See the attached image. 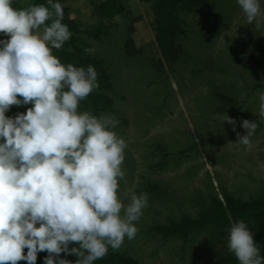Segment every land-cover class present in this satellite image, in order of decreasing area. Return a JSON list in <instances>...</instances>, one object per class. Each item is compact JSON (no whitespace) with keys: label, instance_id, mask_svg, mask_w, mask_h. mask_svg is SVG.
<instances>
[{"label":"rangeland","instance_id":"1","mask_svg":"<svg viewBox=\"0 0 264 264\" xmlns=\"http://www.w3.org/2000/svg\"><path fill=\"white\" fill-rule=\"evenodd\" d=\"M54 1L68 10L63 24L97 28L88 0ZM208 1L204 10L180 16L181 49L171 63L141 0H129L128 15L87 39L89 53L113 74V110L99 116L24 94L28 49L43 47L46 32L12 14L9 47L23 56L0 61L11 80L0 98V178L29 185L0 193L8 213L2 224L15 222L83 251L107 247L140 264H222L219 256L242 244L241 234L251 231L246 223L231 224L222 238L210 229L186 239L151 231L195 217L210 196L221 199V188L243 200L264 194V59L261 69L251 59L264 53V0ZM130 21L141 51L132 57L123 49ZM71 32L61 36L66 43ZM248 264H264V253Z\"/></svg>","mask_w":264,"mask_h":264},{"label":"trees","instance_id":"2","mask_svg":"<svg viewBox=\"0 0 264 264\" xmlns=\"http://www.w3.org/2000/svg\"><path fill=\"white\" fill-rule=\"evenodd\" d=\"M92 13L99 20L97 28L90 30L80 22H68L67 8L54 0H28L26 4L14 0L5 2L4 23L0 22V61L22 58L23 50L9 47L8 28L12 14L24 15L31 28L42 27L46 37L43 47L28 49V58L23 68L25 95L37 93L36 103L42 100L62 104L77 113L91 112L101 115L113 110V74L106 62L89 53L88 38L98 39L102 25L117 15H128L129 0H88ZM149 4L155 41L163 59L174 62L180 53L177 39L184 33L180 16L183 13L201 11L209 6L208 0H141ZM1 18V17H0ZM71 21V20H69ZM132 21V20H131ZM127 22L128 36L123 49L128 57L141 53L135 50L132 24ZM134 21V20H133ZM60 26H57L59 25ZM71 28V39L61 38L64 30ZM101 34H105L102 32ZM46 53L47 57H44ZM257 69H261L264 53L252 54ZM0 66V98L4 95L10 76ZM3 94V95H2ZM29 184L24 180L12 181L8 176L0 178V193L21 189ZM152 194L164 196L159 185L149 184ZM221 199L210 196L208 202L199 204L195 217L184 215L178 221L153 225L151 231L162 238H188L191 233L210 229L223 237L231 224L246 223L251 231L241 234L242 244L233 242L231 252L221 254L222 264H248V260L264 253V194L249 200L235 198L220 189ZM8 213L0 208V264H140L131 256L110 251V248L92 245L86 250L77 244L66 245L52 241L49 234L19 228L17 223L2 224Z\"/></svg>","mask_w":264,"mask_h":264}]
</instances>
